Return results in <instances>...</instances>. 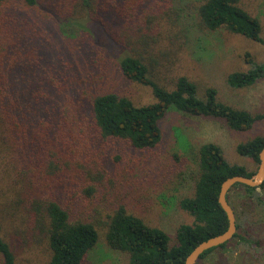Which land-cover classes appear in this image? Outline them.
<instances>
[{"label":"trees","instance_id":"16d2710c","mask_svg":"<svg viewBox=\"0 0 264 264\" xmlns=\"http://www.w3.org/2000/svg\"><path fill=\"white\" fill-rule=\"evenodd\" d=\"M183 1L58 0L41 4L39 0H0V149L9 156L17 180L24 184L17 217L26 226L17 233L24 243L31 239L44 244L48 264H82L100 234L108 247L127 253L129 264H183L195 245L227 227L226 214L217 200L222 181L235 174L251 176L256 171L257 168L249 170L245 165L230 163L214 142H203L194 149V190L179 199V206L193 220L177 227L173 243L166 231L147 224L121 204L101 212L95 209L96 216H83L75 210L78 202L85 200L77 189L91 197L99 177L90 166L86 169L88 155L104 150L108 140H121L139 150L155 148L162 139L159 122L170 111L220 118L238 132L264 121L261 112L218 100L213 86H208L200 98L197 84L185 75L171 80L172 88L156 80L153 65L144 52L157 35L151 27L164 16L174 28L171 38L180 39L183 44L188 42L193 29L220 28L264 44L260 21L240 6V0H186L185 5ZM71 8L100 24L112 21V26L122 27L117 36H111V51L100 43L105 42L102 37L97 36L98 43L91 39L100 51L115 59L126 79L150 87L152 102L138 105L115 92L84 95L79 93L80 89L74 91L75 86L66 87L58 82L54 78L56 67H43L51 62L49 57L43 58L49 39L37 31L36 13L42 11V17L50 18L62 35L72 38L81 29L71 25L70 32L66 28ZM132 34L136 37H131V41ZM138 37L145 42L140 50L132 47ZM130 42L132 54L127 53ZM244 60L250 64L247 70L226 76L232 88L250 87L264 77V61L255 62L248 52ZM45 97H49L51 104L47 109ZM262 148L264 134L236 145L237 153L257 166ZM82 152H86L85 157L77 158ZM64 182L75 188L69 205L57 197ZM226 198L234 209L239 229L258 213L256 207H264V181L257 187L236 183ZM1 230L0 225L2 263L15 264L14 250ZM233 239L236 245L258 243L236 231L216 248H225ZM216 248L201 254L199 260Z\"/></svg>","mask_w":264,"mask_h":264},{"label":"rangeland","instance_id":"374dc122","mask_svg":"<svg viewBox=\"0 0 264 264\" xmlns=\"http://www.w3.org/2000/svg\"><path fill=\"white\" fill-rule=\"evenodd\" d=\"M185 1L182 4L185 5ZM39 2L47 4L58 0ZM240 6L260 21V34L264 39V0H240ZM36 14L37 31L43 32L49 39L43 58L49 57L51 62L43 64V67H56L58 71L54 78L58 82L66 87L75 86L74 91L80 89L79 93L84 95L91 92H115L138 105L154 100L150 87L126 79L115 64V59L100 51L91 39L93 37L99 42L98 37H102L105 42L100 43L111 51V36H117L122 27L112 26V21L101 22L102 25L87 19L83 12H75L71 8V18L65 23L66 28L71 32V25H74L81 31L77 36L66 38L50 18L42 17V11ZM151 29L157 35L144 54H147V61L153 65V74L159 83L172 88L171 80L185 75L197 84L200 98L204 97L208 86H213L221 102L264 114V77L247 88L235 89L226 82L228 73L244 71L250 67L244 60L246 52L255 62H263L264 44L224 28L216 31L193 29L188 42L183 44L180 39L171 38L174 28L166 16ZM131 37L136 36H130L132 41ZM141 38L139 40L138 37L132 47L142 49L145 42ZM41 39L44 40L43 37ZM130 46L131 42L128 54L133 53L129 50ZM118 53L121 54V51ZM47 102L46 109L51 107L49 97ZM41 106L43 112L46 111ZM159 125L162 139L155 148L139 150L121 140H108L104 143V150L88 155L85 167L87 169L90 166L93 172H98L99 177L91 197L84 196L82 190L77 189L80 198H85L75 206L77 212H82L83 216H96L95 209L101 212L121 204L147 224L166 231L173 243L177 227L193 220L179 206V199L191 195L194 190L191 176L196 165L194 149L203 142H214L222 148L230 163L245 165L249 170L257 168L250 158L237 153L236 145L255 135L264 134L263 120L257 121L247 131L238 132L230 129L220 118L189 116L170 111L160 120ZM85 155L86 152H82L76 157L83 159ZM12 168L9 156L0 149L1 234L14 250L15 264H48L44 244H36L31 239L24 243L17 233L26 226L17 217V211L20 210L18 199L24 184L17 180ZM64 185L57 197L61 203L69 205L75 188L69 187L66 182ZM256 209L258 213L244 222L243 227L237 231L258 240V243L236 245L233 239L225 248L214 249L196 264H264V207ZM0 264H3L1 257ZM82 264L129 262L127 253L108 247L104 236L100 234Z\"/></svg>","mask_w":264,"mask_h":264},{"label":"water","instance_id":"95a60500","mask_svg":"<svg viewBox=\"0 0 264 264\" xmlns=\"http://www.w3.org/2000/svg\"><path fill=\"white\" fill-rule=\"evenodd\" d=\"M264 181V148L259 152V163L256 171L251 176L242 174H235L224 179L220 185L218 193V203L224 210L227 217V227L224 231L212 235L205 240L200 241L188 253L184 259L183 264H196L201 254L209 249L216 248L228 240H230L237 231L235 212L228 199L226 198L227 192L236 183L244 184L251 187H257Z\"/></svg>","mask_w":264,"mask_h":264}]
</instances>
